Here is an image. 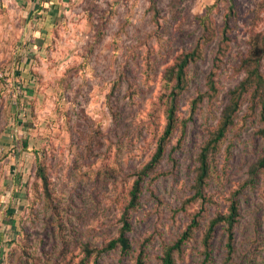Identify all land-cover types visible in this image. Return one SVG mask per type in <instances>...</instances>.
Wrapping results in <instances>:
<instances>
[{
  "label": "rangeland",
  "instance_id": "1",
  "mask_svg": "<svg viewBox=\"0 0 264 264\" xmlns=\"http://www.w3.org/2000/svg\"><path fill=\"white\" fill-rule=\"evenodd\" d=\"M60 1L55 25L27 45L35 21L18 0H0V264H134L138 255L161 264L201 206L190 199L196 155L243 79L248 51L261 53L264 77V0ZM191 52L175 128L146 168L166 122L164 74ZM210 70L213 95L204 84ZM260 125L248 90L218 143L198 227L172 252L175 264H264V169L250 178L264 155ZM231 199L232 250L222 222L205 249L206 224ZM124 215L126 255L107 247Z\"/></svg>",
  "mask_w": 264,
  "mask_h": 264
},
{
  "label": "trees",
  "instance_id": "2",
  "mask_svg": "<svg viewBox=\"0 0 264 264\" xmlns=\"http://www.w3.org/2000/svg\"><path fill=\"white\" fill-rule=\"evenodd\" d=\"M229 25V20L227 17L224 19L222 26V38L227 40V27ZM25 43L32 44V36L27 34L25 36ZM24 43V44H25ZM25 44V45H26ZM223 45L220 42V46L218 51L221 53ZM256 48V47H253ZM194 53L184 54L182 57L175 62L174 65L169 67L164 74V80L169 82L170 85L167 86L169 89L166 103V122L163 129V133L160 136L155 152H153L150 162L147 164L146 168H151L155 163L159 161L162 156V152L164 151V140L172 133L173 129L176 125L177 118L175 117L176 106H177V96L184 89L186 83V67L188 63L194 58ZM261 56L258 51L252 49L247 52L244 59L242 60V69L244 71L243 79L234 86L232 90L229 91L227 103L222 109L220 118L216 125V128L210 133L207 140L201 146L199 153H197V166L195 168V176L193 181V193L190 196L191 200H200L201 206L200 208L191 216L190 221L186 224V227L182 231L179 237L174 241L173 244L167 246L164 251V255L161 258V264H175L174 259L172 257V252L174 250H179L182 243L191 236L192 231L195 227H198V217L201 211L205 207V203L209 200V196L205 191V185L207 178L209 177L212 167H213V159L214 154L216 153V149L218 147L219 141L224 137V134L228 127L233 123L234 114L238 109L241 96L243 93L251 90V96L253 100V104L258 108V115L260 121V128L258 133L264 138V77L259 70L258 67V59ZM207 86L208 94L213 95L216 92V81L214 79V72L210 70L206 76V82L204 83ZM202 99V94H199L196 98L192 100L190 106V112L194 113L197 102ZM259 169H264V155L260 156L258 161L255 163L253 169L250 173V178L252 179ZM145 171V170H143ZM141 176L139 175L137 179L134 181L132 189L130 190V200L128 203V208L133 207L136 203L137 195L139 193V180ZM238 215V204L237 201L231 199L228 206L227 212L222 214H216L211 220L206 224V228L202 237V245L205 249L209 246L210 238L215 229V224L220 222L223 223V226L226 230V246L228 248V252L232 250V239H233V224L236 221V217ZM122 225L119 228V232L117 236L111 239L107 247H118L121 254L126 255L130 248V241L126 234L127 230L130 227L129 219L127 216L122 217L121 221ZM87 253H90V250H86ZM208 253L205 255L207 256ZM142 260L138 255L136 258V262L134 264H141Z\"/></svg>",
  "mask_w": 264,
  "mask_h": 264
},
{
  "label": "crops",
  "instance_id": "3",
  "mask_svg": "<svg viewBox=\"0 0 264 264\" xmlns=\"http://www.w3.org/2000/svg\"><path fill=\"white\" fill-rule=\"evenodd\" d=\"M21 3L22 14L29 16L34 22L31 32L26 34L33 38L43 37L50 30L60 12V0H18Z\"/></svg>",
  "mask_w": 264,
  "mask_h": 264
}]
</instances>
